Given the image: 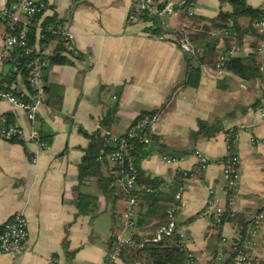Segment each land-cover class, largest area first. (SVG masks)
<instances>
[{"label":"crops","instance_id":"0c3cea01","mask_svg":"<svg viewBox=\"0 0 264 264\" xmlns=\"http://www.w3.org/2000/svg\"><path fill=\"white\" fill-rule=\"evenodd\" d=\"M46 1V16L71 26L78 52L62 53L68 63L53 65L48 72L47 84L62 87L64 94L63 109L55 111L44 103L35 124L37 130L51 135L50 150L39 152L33 162L35 145L0 138V230L22 213L30 231L28 252L21 256L0 253V264H43L50 257L59 264H105L113 213L124 229L122 235L131 236L124 219L127 202L119 199L114 204L96 181H91L84 192L100 197V202L89 213H80L78 165L90 144L81 130L93 135L105 121L108 131L120 137L142 112L156 110L159 113L150 132L157 136V142L142 164L143 172L164 177L169 183L177 171L193 172L181 187L179 232L197 264H211L222 248L224 263L238 226L229 222L218 230L211 217L185 222L205 210L209 201L214 210L226 207L223 159L229 155L230 137L240 161L239 188L231 209L244 217L264 210V118L259 115V108H264V83L244 82L229 72L204 67L199 88H187V52L178 35L188 31L180 12L171 17L158 16L163 26L161 35L167 37L159 39L151 31V17L141 19L147 12H137L138 4L145 0ZM163 1L174 6L183 2ZM198 1L196 14L207 19L231 11L229 4L219 0ZM8 2L0 0V10ZM247 3L264 9V0ZM148 9L156 14L154 8ZM240 23L248 25L249 21L242 18ZM7 33L6 26L0 27V55ZM246 40L245 45L234 48L233 54L253 56L261 64L262 42L253 48L254 39ZM223 44L221 41L218 47ZM55 48L56 43L48 46L46 55L53 54ZM14 89L30 96L21 78ZM9 114L14 123L29 131L25 113L0 100V124ZM215 120H220L222 131L195 142L192 134L198 130V122ZM171 154H175L176 162L167 165L163 157ZM201 156L208 162L205 170L201 168ZM221 238L229 243L224 244ZM119 264L134 263L122 258ZM247 264H264V224Z\"/></svg>","mask_w":264,"mask_h":264},{"label":"trees","instance_id":"16d2710c","mask_svg":"<svg viewBox=\"0 0 264 264\" xmlns=\"http://www.w3.org/2000/svg\"><path fill=\"white\" fill-rule=\"evenodd\" d=\"M16 1L9 0L7 5L11 6ZM39 1L47 4L46 0ZM219 1L222 4H229L231 11H221L216 19H207L196 14L187 21L185 11L182 10L180 12L181 20L187 25L186 39L194 52L193 55L189 52L186 53L185 86L192 89L199 88L204 67H209L216 72H229L244 82L252 83L256 80H261L264 83V75L253 56L233 54L234 48H240L245 45L246 39L249 37L254 39V42L251 43L253 48H256L260 42L264 41V33L260 34L255 27L257 23L264 19V9L250 7L247 0ZM164 6L165 4L155 5L158 11L163 10ZM150 17L152 20L151 31L156 36L161 35L163 26L157 14L153 15L151 11H147V14L143 15L141 19L149 20ZM242 18L248 19V25L240 23ZM40 20L41 15L36 14L34 22L28 30L29 46L33 49V52L26 55L20 47H16L11 51L12 58L19 61V72L12 75L7 73L0 74V90L12 92L22 101H29L33 94L28 82L29 63L38 57L37 49L47 50L48 46L56 43L53 54L44 56L49 62V67L44 70V103L55 111H61L64 100L62 87L48 85L47 76L51 66L68 63L66 58L62 56V53H65L66 50L63 41L57 35L45 32L44 38L38 37L37 25ZM59 23L60 21L57 17L46 16L40 25L42 28H46ZM4 26L7 27L10 34L15 35L19 32L20 26L14 32L10 31L9 23L6 22ZM182 36V34H179V39ZM221 41L224 42V46L219 48ZM222 57H225V59L221 60ZM10 65L11 63H8L5 68L8 69ZM18 78L25 82L30 96L18 94L14 89ZM158 113L159 110L142 112L132 123L126 134L119 137V140H128V148L121 165H113L107 159L108 155L119 149L120 144L119 141H114L111 137L104 136V132H109V127L105 121L101 122L100 129L93 135L81 130V133L90 139V144L84 152L81 163L78 165L79 174L76 189L79 197L77 207L81 214H87L94 210L100 202V197L84 192V189L89 186L91 181H96L100 191L114 204L119 199H123L126 202L130 199H135L137 205L131 218L134 227L129 230L132 235V243L122 248L120 259L128 258L132 263L140 262L142 264H189L190 256L193 255L185 247L182 234L179 232L181 225L177 222V218L180 213L181 202L178 196L180 195L181 187L186 179H190L193 176V172L177 171L173 181L170 183L164 177L146 176L143 172L142 164L152 155L157 136L150 132L151 126H148L135 138L129 139L128 137L129 131L135 126L137 121L148 118L153 122ZM5 119L8 125L14 124L12 115H7ZM220 131H222L220 120L213 122L199 121L198 130L192 134V138L195 142H198L201 139L215 137ZM38 132L40 139L50 144L51 135L42 129L38 130ZM146 139H149L147 144L145 143ZM229 140L231 152L234 153L233 137H230ZM11 142L19 141L11 140ZM164 157L176 159L175 154ZM227 159L228 156L223 159V162L227 161ZM121 177L126 179L133 177V188L128 191L119 188L117 181ZM171 209H174L172 216L170 215ZM201 213L189 218L185 223L200 218ZM113 217L114 225L110 249L116 238L122 235L124 231L123 227L118 225L115 213H113ZM211 218L215 229L220 230L225 223L230 222L237 225L238 230L240 227L243 228L240 232L242 235H245L248 226L251 224L248 217L240 214L232 215L229 208H226V211L218 219L214 217V213ZM171 222L175 224L172 235L164 236L161 241L155 242L156 232L161 228L168 227ZM221 242H223V238H221ZM235 242L238 243V241ZM218 254L213 261L217 259ZM235 257L236 254L230 252L229 257L221 264H234Z\"/></svg>","mask_w":264,"mask_h":264},{"label":"built area","instance_id":"2783aa9c","mask_svg":"<svg viewBox=\"0 0 264 264\" xmlns=\"http://www.w3.org/2000/svg\"><path fill=\"white\" fill-rule=\"evenodd\" d=\"M198 0H183V8L180 11H176L174 5L164 2L163 0H145L138 4L137 12H147L150 8L156 10L155 5L165 4L164 9L161 11L156 10L155 13L158 16H168L185 11L187 21L193 16L196 15V10L198 8ZM151 11V10H150ZM49 12V6L46 3L40 2L39 0H17L11 6L6 5L0 10V27H3L5 23H9V28L11 32L16 31V28L20 26L19 32L17 34L7 33L5 36V50L0 55V74H17L19 72V61L15 58H12L11 51L20 47L23 49L24 54L28 55L33 52V49L29 46V37L28 30L29 27L34 22V17L36 14L41 15L40 22L42 23L43 18L46 17V14ZM37 25L38 37L44 38L45 32H50L54 35H57L61 38L64 43L65 53L70 55H77L78 49L75 43V34L73 33L71 26L60 21L59 24L50 25L46 28L41 27V23ZM260 34L264 33V19L255 25ZM186 33L180 38V44L185 52H191L190 44L186 39ZM159 39L167 38L164 35L156 36ZM261 51H264V41H262L260 48ZM38 55L37 58L32 60L29 63L28 70V82L29 87L31 88L33 94L29 101H22L18 99L15 94L12 92H5L0 90V100L8 102L11 106L22 110L25 113L26 119L30 125L29 131L25 130L18 123L12 125L7 124L5 118L2 119L0 125V138L6 141L16 140L22 142L24 145H35L36 153L32 155L33 162H36V155L39 152L50 150L51 145L43 142L40 139L39 132L35 127L37 122V117L40 112V108L44 104L45 92H44V70L49 67V62L45 59L46 50H41L40 48L36 50ZM225 57H222L221 60H224ZM8 63H11L10 67L6 69ZM260 70L264 75V61L259 64ZM221 72V71H218ZM260 117L264 118V108H259ZM155 121V120H154ZM153 121V122H154ZM152 120L150 119H141L137 121L135 126L129 131L128 137L135 138L143 130L152 125ZM104 136L111 137L114 141H119V149L110 155L107 156L108 161L113 165H121L125 158L126 149L128 148V140L121 139L119 137L112 135L110 132H104ZM145 143H149V139L145 140ZM228 147L229 155L227 161L223 162V175H224V184L223 191L227 195L226 207L212 209L213 202L209 201L205 210L201 213L200 218H210L214 213L215 218H219L225 211L226 208H229L231 214H235L232 211V207L236 200V194L239 188L240 180V161L238 156L235 153L231 152L230 143ZM163 161L167 165H172L176 160L163 157ZM201 168L205 170L207 168L208 162L205 158L201 156ZM133 177H128L127 179L121 177L117 181V186L125 191H128L133 188ZM180 199V195L178 196ZM137 205L135 199H130L127 202V209L124 215L126 220V228L128 230L134 227V223L131 221L133 216V211ZM174 213V209L170 210V215ZM251 222L248 226L245 235H242L240 232L243 230L242 227L239 228L238 233L235 239L230 242V252L235 253L236 257L234 264H247L250 256V252L254 250L258 245L259 235L264 224V211L260 214H254L247 216ZM175 228L174 222L166 228L159 229L154 237L155 242L162 240L164 236H171ZM29 223L27 218L19 213L14 216L9 222H7L0 230V253L9 254L14 256H21L24 253L28 252L29 249ZM235 241H238L236 243ZM132 243V235L128 238H125L123 235H120L116 238L115 242L112 244L111 249L108 251L105 264H119L121 258L122 248L125 245ZM223 243L228 244L229 240L223 238ZM225 257V250L222 248L219 251L218 257L215 261H212L211 264H221ZM43 264H59L58 260L55 257H50ZM134 264H142L140 262H135ZM189 264H197L194 257L190 256Z\"/></svg>","mask_w":264,"mask_h":264},{"label":"water","instance_id":"95a60500","mask_svg":"<svg viewBox=\"0 0 264 264\" xmlns=\"http://www.w3.org/2000/svg\"><path fill=\"white\" fill-rule=\"evenodd\" d=\"M182 8H183V5H181V6H176V7H175V10H176V11H180Z\"/></svg>","mask_w":264,"mask_h":264}]
</instances>
